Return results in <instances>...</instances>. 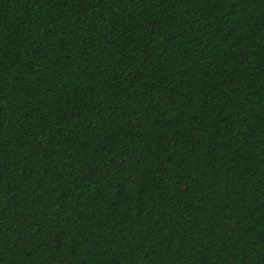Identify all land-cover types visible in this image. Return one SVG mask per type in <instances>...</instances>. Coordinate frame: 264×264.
<instances>
[{
	"label": "trees",
	"instance_id": "16d2710c",
	"mask_svg": "<svg viewBox=\"0 0 264 264\" xmlns=\"http://www.w3.org/2000/svg\"><path fill=\"white\" fill-rule=\"evenodd\" d=\"M0 264H264V0H0Z\"/></svg>",
	"mask_w": 264,
	"mask_h": 264
}]
</instances>
